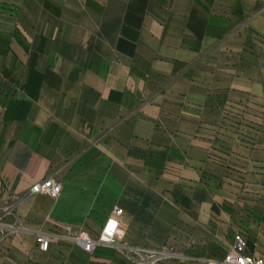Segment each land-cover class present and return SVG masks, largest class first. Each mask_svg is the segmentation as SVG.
<instances>
[{
  "label": "crops",
  "instance_id": "obj_1",
  "mask_svg": "<svg viewBox=\"0 0 264 264\" xmlns=\"http://www.w3.org/2000/svg\"><path fill=\"white\" fill-rule=\"evenodd\" d=\"M155 223L180 252L139 260ZM236 232L264 257V0H0V264H209Z\"/></svg>",
  "mask_w": 264,
  "mask_h": 264
},
{
  "label": "built area",
  "instance_id": "obj_2",
  "mask_svg": "<svg viewBox=\"0 0 264 264\" xmlns=\"http://www.w3.org/2000/svg\"><path fill=\"white\" fill-rule=\"evenodd\" d=\"M57 192V182L53 177H48L37 182L31 189L33 195H54ZM119 230V221L112 218L104 225L102 232L97 239L92 238L87 233L74 235L73 240L85 251L92 253L99 244H113L116 241ZM41 249L48 251L51 239L45 236L39 238ZM210 264H264V257L248 253L247 243L241 235L235 236L234 247L229 251L226 259L221 262H211Z\"/></svg>",
  "mask_w": 264,
  "mask_h": 264
},
{
  "label": "rangeland",
  "instance_id": "obj_3",
  "mask_svg": "<svg viewBox=\"0 0 264 264\" xmlns=\"http://www.w3.org/2000/svg\"><path fill=\"white\" fill-rule=\"evenodd\" d=\"M231 227H234V225L231 223L230 224ZM242 228V225H240ZM159 223H155L153 224V233H152V240L151 241H144L143 239H137L136 240V247L135 248H139L141 251H143L142 253L136 254V258L139 260H146V261H156V262H162V261H166L167 259H169L172 255H177L179 254V249L176 250L174 247H161L160 245V236L162 235L161 232L159 231ZM186 230H190V226H185V231ZM236 235H241L242 237H244V234L242 232H236L234 233ZM246 243H247V249H249V244H257V240H250L249 238H245ZM149 242H151L149 244ZM184 243H186V241H184ZM173 246H175V244H173ZM234 247H231V249ZM180 248V245L179 247ZM229 249V251L231 250ZM228 251V253H229ZM227 253V255H228ZM226 255V257H227ZM225 257V259H226ZM224 259V260H225ZM222 260V261H224ZM211 262H221V261H210L209 264Z\"/></svg>",
  "mask_w": 264,
  "mask_h": 264
}]
</instances>
